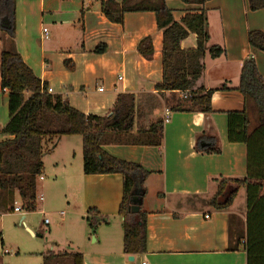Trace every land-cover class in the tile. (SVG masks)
I'll list each match as a JSON object with an SVG mask.
<instances>
[{
  "label": "crops",
  "instance_id": "1",
  "mask_svg": "<svg viewBox=\"0 0 264 264\" xmlns=\"http://www.w3.org/2000/svg\"><path fill=\"white\" fill-rule=\"evenodd\" d=\"M165 5L177 22L186 14L204 12L209 45L225 51L217 59L206 54L203 76L194 87L219 89L225 83L231 89L212 94L210 114L176 111L173 107L183 102L185 93L159 96L155 90L162 80L163 38L153 12L126 13L123 23L115 24L101 13L99 0L14 2L16 50L33 74L48 84L52 95L85 115L103 117L111 113L120 94H132L139 105L132 133L157 119L163 121L159 146H103L109 155L137 163L149 172L145 196L138 206L146 216L145 252L132 256L123 253V220L118 215L121 176L83 174L84 196H89L84 206L95 208L98 218L103 219L97 223L92 215L94 229L89 227L88 235L84 228L79 232L82 250L70 248L83 254V264H246L242 240L238 245L235 242L236 232L245 231L246 205L236 210L233 200L227 209L216 210L209 202L222 179L246 177L247 149L244 144L227 141L226 114L245 107L243 96L234 90L244 60L253 58L264 79V52L248 42L249 34H264V8L252 10L250 0H209L203 4L166 0ZM2 37L0 32V61ZM146 37L151 38L153 47L150 59L137 51ZM102 45L105 50L100 49ZM180 47L195 49L196 35L190 34ZM140 97L144 101H138ZM146 97L151 106L143 104ZM165 110L170 111L167 122ZM248 118L251 132L255 125L251 106ZM7 122L8 94L1 90L0 77V129ZM211 134L217 137L219 153L197 152V140ZM3 139L0 136V141ZM208 145L209 141L201 143Z\"/></svg>",
  "mask_w": 264,
  "mask_h": 264
},
{
  "label": "trees",
  "instance_id": "2",
  "mask_svg": "<svg viewBox=\"0 0 264 264\" xmlns=\"http://www.w3.org/2000/svg\"><path fill=\"white\" fill-rule=\"evenodd\" d=\"M165 1L123 0L117 3L113 0H99V5L101 13L115 24H122L126 13L153 12L163 38L162 80L156 84L155 90L159 96L165 92L185 93L183 102L173 107L176 111L210 114L212 94L216 90L231 89L225 83L219 89L194 87L203 76V59L206 54L211 59H217L225 51L219 46L209 45L204 12L186 14L177 22ZM180 1L203 4L209 0ZM14 2L0 0V32L3 34L1 90L8 94V122L0 129V136L5 138L0 141V215L12 211L15 195L22 200L24 210H35L36 181L44 170V154L54 149L56 142L62 138L80 136L84 175L121 176L122 199L118 215L123 220V253L131 256L143 254L146 246V216L143 212L132 213L131 207L141 206L145 196L144 182L149 172L137 163L109 155L103 146H159L163 138V121L157 119L148 127H139L132 133L139 106L132 94H120L111 113L103 117L85 115L66 100L52 95L48 84L33 74L16 50ZM250 3L252 10L264 8V0H250ZM5 20L8 23H4ZM190 34L196 35V48L182 50L180 44ZM248 42L252 48L264 52V34L251 33ZM100 49L105 50L103 45ZM137 51L144 58L150 59L153 55L151 38L142 39L137 45ZM238 81L234 90L243 96L245 107L242 111L227 112V141L246 146V177L222 179L209 204L216 210L227 209L240 188L245 189L246 227L244 234L236 232L235 242L238 245L242 240L246 264H264V79L253 58L243 61ZM250 106L255 110L258 123L251 132L248 118ZM203 141H209L210 145L201 146ZM195 149L204 154H217L220 151L217 137L213 134L200 137ZM228 185L233 188L227 201H218ZM87 212L97 217L95 219L98 222L103 221L98 218L99 212L95 208ZM86 220L89 227L94 229L96 223L90 222L88 217ZM41 264H83V254L74 250H49L42 254Z\"/></svg>",
  "mask_w": 264,
  "mask_h": 264
},
{
  "label": "rangeland",
  "instance_id": "3",
  "mask_svg": "<svg viewBox=\"0 0 264 264\" xmlns=\"http://www.w3.org/2000/svg\"><path fill=\"white\" fill-rule=\"evenodd\" d=\"M138 99L144 101V97ZM145 99L147 102L143 104L151 106L147 97ZM253 112L255 115L254 109ZM257 126L255 115V125L251 131ZM55 146L43 156L42 180L38 178L36 181L35 210L10 211L0 215V239L3 242V247L0 246V264H41L42 254L49 250L79 248L81 228L86 229L87 235L91 232L86 218L94 222V217L87 212L90 208L84 206L89 196L85 198L86 191L82 187L81 137L62 138ZM55 175L58 177L55 178ZM40 195L43 196L42 201L39 200ZM15 202L17 206L23 204L18 196ZM245 205L246 191L241 188L234 199L233 208L243 210ZM60 212H63V217ZM95 221L98 222V219ZM70 241L73 243L70 244ZM79 250H82V245Z\"/></svg>",
  "mask_w": 264,
  "mask_h": 264
},
{
  "label": "water",
  "instance_id": "4",
  "mask_svg": "<svg viewBox=\"0 0 264 264\" xmlns=\"http://www.w3.org/2000/svg\"><path fill=\"white\" fill-rule=\"evenodd\" d=\"M4 23H8V20H5ZM232 188H233L232 185H228L226 187V189L224 190V192L218 197V201H220V202H226L227 199H228V197H229V195H230V193H231V191H232ZM131 212L137 214L139 212V207L138 206H132L131 207ZM137 222H138V224L140 223L138 221V219H137ZM92 234H93V231H92ZM129 260L132 261L133 260V257H129Z\"/></svg>",
  "mask_w": 264,
  "mask_h": 264
},
{
  "label": "built area",
  "instance_id": "5",
  "mask_svg": "<svg viewBox=\"0 0 264 264\" xmlns=\"http://www.w3.org/2000/svg\"><path fill=\"white\" fill-rule=\"evenodd\" d=\"M43 33L46 34V29H43ZM102 89H99V91H101ZM185 97V95H184ZM169 115H170V111L169 110H165L163 112V117H164V122H167L168 121V118H169ZM40 180H42V177L39 178ZM39 200L42 201L43 200V196L40 195L39 196ZM22 210H24V208L22 206H17V203L14 202V207H13V211L14 212H21ZM142 264H145V263H142Z\"/></svg>",
  "mask_w": 264,
  "mask_h": 264
}]
</instances>
